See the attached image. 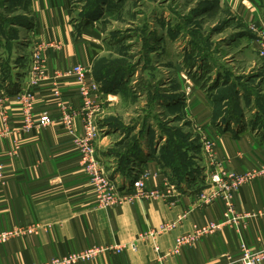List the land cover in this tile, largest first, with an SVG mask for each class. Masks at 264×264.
Instances as JSON below:
<instances>
[{
  "label": "crops",
  "instance_id": "obj_1",
  "mask_svg": "<svg viewBox=\"0 0 264 264\" xmlns=\"http://www.w3.org/2000/svg\"><path fill=\"white\" fill-rule=\"evenodd\" d=\"M228 1L247 25L252 21L263 24L254 1ZM31 5L30 37L25 40L27 43L17 46L19 54L11 56L10 67H0V93L3 92L6 102L0 111V165L3 166L0 231L33 222L39 227L33 235L9 239L1 248V264L45 262L94 244L108 250L90 261L75 264H237L242 243L254 250L264 249L262 174L246 179L234 193L236 211L243 217L239 225H225L194 243L183 244L178 254L173 253V249L180 236L223 218L224 205L219 198L222 190L211 182L208 184L207 178L199 188L193 183L189 188L175 187L174 196L166 200L136 199L109 207L97 205L81 169L80 153L74 141V137L83 134L85 112L79 110L83 99L78 93V84L67 73L76 64L93 65L95 43L86 37L85 31L80 34L76 30L68 0H31ZM258 40H254L256 49ZM40 41H56L61 48H48L49 78L35 91L32 116L48 110L55 122L27 131L23 127V104L18 97L28 81L32 51ZM24 43L29 51L25 54ZM57 87L63 93L62 101L77 112L72 131L60 120L58 99L53 97ZM103 96H107L106 105L110 103L109 98L116 97L112 93ZM186 109L199 123L202 146L204 137L212 139V156L222 162V166L212 162L211 155L203 148L198 159L205 172L212 174L224 168L228 175L243 174L249 170L258 171L264 165L263 114L251 124L236 116L229 123L214 121L211 106L198 91L189 99ZM258 110L257 106L251 109L253 113ZM104 140L98 139L96 144L102 161ZM140 162L137 174L148 171L149 185L169 179V173L157 158L145 157ZM130 173L124 180H132L128 178ZM163 222H176V226L160 232ZM150 231L154 235L148 236ZM117 246L121 251L115 250Z\"/></svg>",
  "mask_w": 264,
  "mask_h": 264
},
{
  "label": "rangeland",
  "instance_id": "obj_2",
  "mask_svg": "<svg viewBox=\"0 0 264 264\" xmlns=\"http://www.w3.org/2000/svg\"><path fill=\"white\" fill-rule=\"evenodd\" d=\"M251 1L263 24L247 25L228 0H69L76 30L95 43L92 75L103 101L95 117L98 139L106 141L104 167L111 178L120 177V188L150 156L177 189L211 182L198 159L204 148L199 123L186 109L197 91L214 121L234 115L251 124L264 115V57L254 44L264 37V0ZM32 26L31 0H0L2 69L19 54L17 46L27 43ZM108 85L117 91L107 92ZM102 93L116 97L106 105ZM138 145L143 159L119 171L122 154Z\"/></svg>",
  "mask_w": 264,
  "mask_h": 264
},
{
  "label": "built area",
  "instance_id": "obj_3",
  "mask_svg": "<svg viewBox=\"0 0 264 264\" xmlns=\"http://www.w3.org/2000/svg\"><path fill=\"white\" fill-rule=\"evenodd\" d=\"M49 46L57 49L61 48V44L56 41H40L35 44L32 51V60L28 69L29 77L26 87L20 93L18 99L23 104L24 129L30 130L32 127L42 128L48 127L55 122V117L45 110L42 113L32 116L33 98L35 91L48 78L49 71L47 68V51ZM258 51L264 57V37L258 40ZM78 84V93L81 95L82 107L80 112L84 111L83 116V134L74 137L75 144L80 153L81 169L87 177V183L91 189L96 203L100 207H109L119 205L125 200L136 199H152L163 198L168 199L174 196L175 186L165 179L163 183L151 186L147 182L149 176L148 171L139 174L135 179L126 183L123 188L117 185V181L107 173L104 163L97 152V141L99 138V129L96 125V114L103 108V101L99 100L100 83L94 79L92 75V65L76 64L67 71ZM3 93V92H2ZM0 93V111L5 106V99ZM103 95V94H102ZM53 97L58 99L57 105L61 113L60 120L64 126L73 130L74 118L76 111H73L68 104L62 101L63 93L59 87L53 91ZM71 109V110H70ZM204 149L212 157V162L222 166L221 161H216L212 156L214 142L208 137L203 140ZM224 169V168H223ZM216 171L211 175V183L215 184L221 191L219 198H222L224 205L223 218L221 221H210L202 226L195 227L194 230L186 235H182L177 239L173 253L178 254L180 247L186 243H194L202 236L214 233L225 225H239L243 217L236 211L233 196L239 186L246 180L256 176V174L264 175V165L258 171H247L243 174H230L226 170ZM3 175V166L0 165V177ZM176 222H163L160 226V232L170 231L175 228ZM39 224L29 223L28 225H15L0 231V257L2 246L11 238L24 237L37 233ZM154 235L150 231L148 236ZM108 250L98 244H94L89 248L71 251L65 255L56 256L45 262H34L33 264H75L78 262H87L94 259L98 253ZM116 251H121V247H115ZM159 250V247H156ZM264 249L254 250L246 243H242L239 248L237 264H263ZM1 264V262H0Z\"/></svg>",
  "mask_w": 264,
  "mask_h": 264
},
{
  "label": "trees",
  "instance_id": "obj_4",
  "mask_svg": "<svg viewBox=\"0 0 264 264\" xmlns=\"http://www.w3.org/2000/svg\"><path fill=\"white\" fill-rule=\"evenodd\" d=\"M68 2H69V0H68ZM94 51H95V49H94ZM94 51H93V53H94ZM93 71H94V68H93ZM117 89H118L117 85L114 87H112V85H108L106 88V91L107 92H114V91H117ZM233 118H235L234 115H230L229 117L226 118V122L229 123V121ZM137 147L139 148V145ZM142 156H143V151H142V149L140 150V148L136 149L135 152L132 154L130 152L122 154L121 157L123 158V160L119 163L118 170L121 172H126V171L128 172V170H130L132 163L138 162L139 160H141Z\"/></svg>",
  "mask_w": 264,
  "mask_h": 264
}]
</instances>
